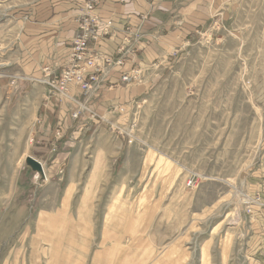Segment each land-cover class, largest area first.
<instances>
[{"label":"rangeland","instance_id":"1","mask_svg":"<svg viewBox=\"0 0 264 264\" xmlns=\"http://www.w3.org/2000/svg\"><path fill=\"white\" fill-rule=\"evenodd\" d=\"M34 1L0 0V53ZM236 6L142 72L144 95L85 131L55 177L30 154L29 132L20 137L24 85L9 84L0 112V264H38L49 244L110 242L133 250L135 264L156 253L143 244L166 248L159 264H244L246 196L262 197L252 181L264 162V0Z\"/></svg>","mask_w":264,"mask_h":264},{"label":"crops","instance_id":"2","mask_svg":"<svg viewBox=\"0 0 264 264\" xmlns=\"http://www.w3.org/2000/svg\"><path fill=\"white\" fill-rule=\"evenodd\" d=\"M240 2L100 0L98 13L104 20L113 21V34L105 38L101 45L104 55L116 54L127 28L140 33L143 40L136 46L137 50H132L131 60L126 66L114 69L100 93L89 103L88 108L95 115L85 112L79 120H74L72 114L78 109L79 102L84 100L80 90L70 85V97L50 96L49 89L40 80L44 79L46 69L55 77L65 67L78 30L76 21L84 0H35L22 15L13 44L0 53V112L10 100L8 96L5 99V95L11 92L8 87L24 85L18 103L24 115L20 137L26 138L29 132L33 143L29 149L30 154L48 164L55 177L77 152L76 142L85 131H89L94 124L115 120L119 114H114V109L123 107L128 112L135 99L144 95L146 81L142 80L132 86L121 85L120 80L124 74L133 68H141L145 74L158 60L170 57L172 52L180 49L192 36L209 27L216 19L224 20L228 17ZM13 77L17 79L11 84ZM28 114L31 118L26 124ZM58 131L63 134L59 143L56 141ZM254 175L253 191L264 198V162ZM245 217L248 222L246 234L250 240L244 264H264V211L255 213L250 221L249 216ZM142 246L143 251L156 252L142 264H159L165 259L166 248L150 244ZM55 247L49 244L41 251L45 260H39L38 264H135L136 261L133 250L119 243H74L66 244L61 249Z\"/></svg>","mask_w":264,"mask_h":264},{"label":"built area","instance_id":"3","mask_svg":"<svg viewBox=\"0 0 264 264\" xmlns=\"http://www.w3.org/2000/svg\"><path fill=\"white\" fill-rule=\"evenodd\" d=\"M99 5L100 0H84L81 14L76 21L78 30L72 41L70 56L65 67L55 77L49 69H46L44 79L40 80L41 84L49 89L50 96L70 97V85L80 90L84 100L82 103L79 102L78 109L72 114L74 120H79L85 112L92 113L88 108L89 103L105 86L111 72L116 68L126 66L131 60L132 50H137L136 46L143 40L140 33L127 28L123 43L118 47L116 54L114 56L104 55L101 45L105 38L113 34V21H105L101 18L98 13ZM141 74V68H133L122 76L121 81L125 85L135 84L141 78ZM120 111L124 112V109ZM93 115L95 114L92 113ZM62 138V132L58 131L56 141L59 142ZM246 204V210L249 209L247 214L251 216L254 214V209H251L250 205L254 204L263 209L264 198L259 195L255 198L246 196Z\"/></svg>","mask_w":264,"mask_h":264},{"label":"water","instance_id":"4","mask_svg":"<svg viewBox=\"0 0 264 264\" xmlns=\"http://www.w3.org/2000/svg\"><path fill=\"white\" fill-rule=\"evenodd\" d=\"M28 163L34 170H37L39 172H44L43 166L40 162H38L35 158L29 157Z\"/></svg>","mask_w":264,"mask_h":264},{"label":"bare ground","instance_id":"5","mask_svg":"<svg viewBox=\"0 0 264 264\" xmlns=\"http://www.w3.org/2000/svg\"><path fill=\"white\" fill-rule=\"evenodd\" d=\"M43 175L45 174V171L44 172H41Z\"/></svg>","mask_w":264,"mask_h":264}]
</instances>
